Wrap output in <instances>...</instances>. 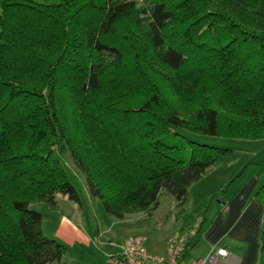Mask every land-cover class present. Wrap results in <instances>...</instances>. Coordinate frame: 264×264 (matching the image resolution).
Segmentation results:
<instances>
[{
	"label": "trees",
	"instance_id": "1",
	"mask_svg": "<svg viewBox=\"0 0 264 264\" xmlns=\"http://www.w3.org/2000/svg\"><path fill=\"white\" fill-rule=\"evenodd\" d=\"M180 130L264 139V0H0V264L69 254L32 208L82 205L58 151L111 217L185 206L235 151Z\"/></svg>",
	"mask_w": 264,
	"mask_h": 264
},
{
	"label": "crops",
	"instance_id": "2",
	"mask_svg": "<svg viewBox=\"0 0 264 264\" xmlns=\"http://www.w3.org/2000/svg\"><path fill=\"white\" fill-rule=\"evenodd\" d=\"M233 161L229 158L226 163L231 164ZM216 169V167L210 169L199 182L190 187L187 205H196L195 213L203 214L211 201V195L225 189L232 179L239 177L230 184L227 192L222 193L219 201L211 202L202 231L197 239H194L193 245L185 251L182 262L189 264L193 260L206 257L216 247H224L230 252L226 264H259L261 255L259 236L264 219V207L255 198V194L264 183V172L260 174L254 172L243 182L241 181L244 179V171L235 175L236 177L228 175L220 178L217 175L211 182L209 179L211 171ZM198 185L203 186L206 191V202H196L198 199L193 188ZM57 201L56 210L42 203L39 210L44 216L45 235L58 240L69 251L60 262L52 264H105L107 256L119 253L123 240L131 234L144 236L145 244L152 253L165 256L168 253L170 239L187 225L180 220L168 219L151 226L147 222L149 220L147 217H151L153 212L149 214L142 212L129 215L125 219H116L102 211L100 214L91 211V206L85 203L79 205L63 195H58ZM144 214L146 219L142 216Z\"/></svg>",
	"mask_w": 264,
	"mask_h": 264
},
{
	"label": "rangeland",
	"instance_id": "3",
	"mask_svg": "<svg viewBox=\"0 0 264 264\" xmlns=\"http://www.w3.org/2000/svg\"><path fill=\"white\" fill-rule=\"evenodd\" d=\"M180 132L181 134L185 135L189 140L197 142L199 144L209 145L218 148H226L235 151V155H233L232 157H228L227 159L225 158L226 160L223 159L224 162L222 160L221 163L218 166H216L217 169L211 171L212 175H210L209 177V179H211V182L213 181L212 179L215 178L217 175L220 176V178L222 177L224 178L228 175H233V177H236L235 175L241 174L244 171L245 172L244 179H242L241 181L243 182L244 180L247 179L249 175H251L254 172L259 174L264 172V139L241 140V139H230L223 137L203 136V135L190 133L185 130H180ZM58 153L62 163L64 164V166L66 167L69 173L71 183L76 187L77 191L79 192L82 203L91 206L92 207L91 211L94 210L96 213L102 211V213L105 212V214H107L102 203L99 200L92 199V197L90 196L89 190L87 188L85 176L74 163L70 153L68 151H66L65 153H60L58 151ZM189 155L190 152L188 151L186 154V159L189 158ZM229 158L234 160L231 164L226 163ZM246 165L247 168L244 169ZM220 167L221 169H219ZM193 192L197 197L195 198L198 199L196 201L197 203L206 202L205 199L206 191L203 188V186L198 185L194 187ZM221 198L222 197H218V199L216 200L219 201ZM41 207H42L41 204L32 205V208L37 210H40ZM194 207L197 206L192 204L179 206V204L177 203L176 199L173 196L163 193L160 197L159 208L153 211L151 217L149 216L147 217L149 219L147 220V222H149L151 226H154L155 224H158L161 221L164 222L168 219H170V221L180 220L181 222H186L187 224L186 227L180 232L187 231L190 235H194L195 230L197 228L196 225L199 222H202V214L195 213ZM142 216H144L145 218V214ZM135 235L136 234H131L128 237Z\"/></svg>",
	"mask_w": 264,
	"mask_h": 264
},
{
	"label": "built area",
	"instance_id": "4",
	"mask_svg": "<svg viewBox=\"0 0 264 264\" xmlns=\"http://www.w3.org/2000/svg\"><path fill=\"white\" fill-rule=\"evenodd\" d=\"M192 236L187 231L174 235L165 256L152 253L145 244L144 236H131L124 240L119 253L107 256L105 264H183L182 257ZM229 256L230 252L226 248L216 247L206 257L189 264H226Z\"/></svg>",
	"mask_w": 264,
	"mask_h": 264
}]
</instances>
